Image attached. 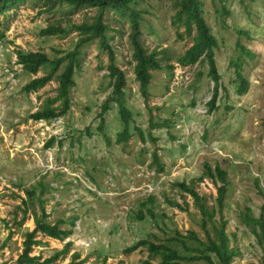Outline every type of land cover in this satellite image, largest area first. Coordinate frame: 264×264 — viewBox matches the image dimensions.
<instances>
[{
  "label": "rangeland",
  "instance_id": "rangeland-1",
  "mask_svg": "<svg viewBox=\"0 0 264 264\" xmlns=\"http://www.w3.org/2000/svg\"><path fill=\"white\" fill-rule=\"evenodd\" d=\"M174 1L140 3L142 41L148 52L158 51L163 66L152 72L146 101L135 79L128 21L112 9L103 11L108 42L126 78L128 124L112 100L107 53L97 38L80 46L66 113L31 117L45 103L60 107L57 75L66 60L45 85L23 89L51 68L31 74L17 62L16 51H41L51 60L65 55L79 37L73 25L91 22L96 7L75 9L59 2L49 8L44 0H21L0 14V264H18L36 217L71 230L64 239L36 233L30 254L40 261L68 244L49 264H142L146 246L127 248L144 239L185 253L172 239L177 234L193 230L203 241L208 236L192 197L177 184L187 183L205 196L208 208H216L221 181L207 176L206 163L228 173L224 207L214 219L227 220L228 245L235 251L230 264L263 260V245L241 215L249 207L264 217V0H201L204 20L217 39L211 52L218 83L204 54L196 62L183 61L195 43V28L183 34L184 21L174 22ZM50 24L67 33L42 35ZM239 75L247 81L244 91H239ZM125 127L128 139L119 140ZM208 229L214 237L210 223ZM186 244L201 248L197 241ZM205 254L221 264L212 251ZM183 263L211 264L203 258Z\"/></svg>",
  "mask_w": 264,
  "mask_h": 264
},
{
  "label": "trees",
  "instance_id": "trees-1",
  "mask_svg": "<svg viewBox=\"0 0 264 264\" xmlns=\"http://www.w3.org/2000/svg\"><path fill=\"white\" fill-rule=\"evenodd\" d=\"M21 0H0V14H2L7 8L15 6ZM142 0H44L45 5L49 8L56 5L59 2H65L70 7L75 9L83 7H96L97 12L91 22H82L80 24H74L73 28L78 31L79 37L75 43L73 50L69 51L65 55L56 58L49 59L47 54L41 51H30L23 52L17 50V62L22 65V68L31 74H36L41 68L50 65L51 70L43 76L35 77L27 84L24 85L23 89L27 92L36 91L38 88L45 85L58 69L60 64L66 60L64 68L61 73L57 75L59 81V93L62 96L60 107H51L45 103L44 107L40 110L31 114V117L35 120L39 119H50L66 113L68 109V98L67 94L69 86L73 83V72L80 67L79 61V49L80 46L89 42L90 40L97 38L98 44L101 49L107 53L108 58V76L110 78L112 90V100L118 106V112L121 120L128 124L131 120V112L126 106V99L124 93V87L126 86V78L124 71L116 64V53L113 46L108 42L106 32L109 29L108 25L103 21V11L107 8L112 9L120 16L127 19L130 31L128 33V39L132 48V58L134 59V74L135 79L139 83V90L144 100L148 99L149 83L152 78L153 70L163 68L159 63L157 57L158 51L153 49L147 51L142 41V20L144 10L140 8ZM173 7H177L174 15V22L184 21L185 30L183 34H190L195 28V43L188 49L183 58L186 63L196 62L202 54L208 59L209 66L211 68L212 80L218 83L219 74L215 65V61L211 52V48L217 45L216 37L210 32V28L202 15L201 0H175L172 4ZM42 35H64L67 30L60 24H50L45 28L41 29ZM1 36V33H0ZM181 38L183 35L178 34ZM246 52L247 50L243 48ZM246 53L251 54L250 51ZM240 65L237 64V68ZM166 67H172L171 65ZM240 85L239 91H244L247 87V81L241 75H239ZM52 102V101H51ZM103 109H108L107 100L103 102ZM59 107V108H58ZM129 132L127 127L120 133L119 140H127ZM155 161L159 165V169H162V164L158 161L155 155ZM205 173L213 180H220L221 185L217 186L216 192V208H208L205 196L201 195L194 188L189 186L185 182H179L177 185L186 193L190 194L193 199V204L199 209L201 214V227L206 231L208 236L207 241H203L198 238L197 234L193 230H189L186 235L177 234L172 239H177L178 242L182 243V247L185 253H181L176 248L165 244L163 241H150V240H139L134 245L127 248V251H131L138 246H146L148 256L142 261V264H184V261H192L199 259H206L208 262L213 264L212 256L205 254V251H212L218 258L221 264H230L231 258L235 254V251L228 245V234L225 230L227 223L226 219L221 216L218 220L214 217L216 213H221L224 207V200L227 191V171L220 165H216L211 168L210 164H205ZM27 195L30 197L32 192L27 190ZM172 202V201H171ZM175 203V202H173ZM177 205V203H176ZM148 212L153 215L152 210L148 209ZM144 215L142 212L138 215L139 219H142ZM241 220L248 225L257 235L261 244L263 245V256H264V217H256L252 214V210L247 207L242 212ZM35 227L33 230L26 233L25 240L23 242V250L17 259L18 264H49L55 261L62 253L68 249V244L62 249L56 251L53 255L44 258L40 261L38 255H31L32 246L38 242L34 239L37 232H41L53 238L64 239L71 234L70 229H62L58 223L50 224L38 217L34 219ZM208 223L213 226L215 236H209ZM197 241L201 248L195 249L190 248L186 244V240ZM193 251L197 253L193 254ZM155 256L159 257V261L154 263L151 259ZM68 264H77L70 262ZM259 264H264L263 260Z\"/></svg>",
  "mask_w": 264,
  "mask_h": 264
}]
</instances>
